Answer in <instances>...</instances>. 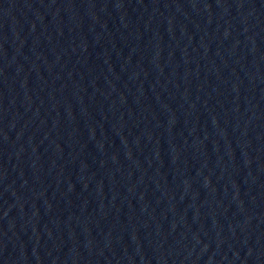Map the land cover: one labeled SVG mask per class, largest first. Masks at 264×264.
I'll return each mask as SVG.
<instances>
[{"label":"water","instance_id":"1","mask_svg":"<svg viewBox=\"0 0 264 264\" xmlns=\"http://www.w3.org/2000/svg\"><path fill=\"white\" fill-rule=\"evenodd\" d=\"M0 264H264V0H0Z\"/></svg>","mask_w":264,"mask_h":264}]
</instances>
